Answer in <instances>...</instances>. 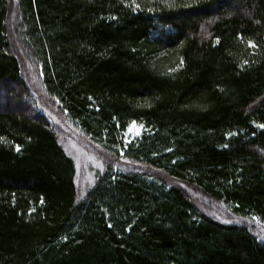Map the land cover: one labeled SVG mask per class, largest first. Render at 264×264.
Returning <instances> with one entry per match:
<instances>
[{"label": "trees", "instance_id": "trees-1", "mask_svg": "<svg viewBox=\"0 0 264 264\" xmlns=\"http://www.w3.org/2000/svg\"><path fill=\"white\" fill-rule=\"evenodd\" d=\"M11 11L46 93L107 155L81 200ZM261 124L264 0H0V264H264Z\"/></svg>", "mask_w": 264, "mask_h": 264}, {"label": "rangeland", "instance_id": "rangeland-1", "mask_svg": "<svg viewBox=\"0 0 264 264\" xmlns=\"http://www.w3.org/2000/svg\"><path fill=\"white\" fill-rule=\"evenodd\" d=\"M13 3V2H12ZM18 14L11 11L9 16L10 33L13 37V48L19 57L23 76L37 99L40 111L47 117L50 124L55 129L58 140L67 154L74 160L76 165L75 183L77 188L78 199L81 200L86 196L87 190L91 189L97 181V173H100L104 167V160L107 155L100 147L94 145L75 129L70 121L64 116L59 108L53 103L51 97L46 93L39 75L36 73L33 65L24 57V52L20 39L15 35L16 22ZM143 132V127L133 123L126 133V140L130 141ZM122 170L142 171L151 174H158L165 178L169 183L183 188L187 194L196 202L205 213L212 217L226 219L225 209L213 200L205 198L196 188L188 186L182 182L170 179L166 174L159 171L145 169L137 164L120 160L115 162Z\"/></svg>", "mask_w": 264, "mask_h": 264}, {"label": "snow or ice", "instance_id": "snow-or-ice-1", "mask_svg": "<svg viewBox=\"0 0 264 264\" xmlns=\"http://www.w3.org/2000/svg\"><path fill=\"white\" fill-rule=\"evenodd\" d=\"M137 7H138V5H137ZM248 44H249V47H252V48L256 47V45L254 44L253 41H248ZM181 63H183V61H181ZM244 63L247 64L248 61H244ZM259 127L264 128V124L259 125ZM229 135H231V134H229ZM0 139H2V138H0ZM224 147H227V145H224Z\"/></svg>", "mask_w": 264, "mask_h": 264}]
</instances>
